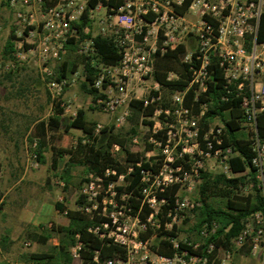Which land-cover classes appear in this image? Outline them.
<instances>
[{
  "label": "built area",
  "instance_id": "2783aa9c",
  "mask_svg": "<svg viewBox=\"0 0 264 264\" xmlns=\"http://www.w3.org/2000/svg\"><path fill=\"white\" fill-rule=\"evenodd\" d=\"M6 3L13 18L14 53L12 58L0 57V75L20 66L17 51L30 55L50 100L59 102L62 114L71 120L75 114L60 98L71 84L66 79L53 80V66L68 54L70 42L75 45L74 54L94 56L93 40L99 38L111 44L119 59L111 66L92 63L97 70L90 85L95 91L93 106L111 116L115 128L126 123L130 101L152 109L141 137L129 142L137 148L128 149L140 154L138 160L125 163L121 171L106 167L88 173L78 190L80 203L73 210L91 223L86 233L120 251L102 260L94 251L91 264H232L233 254L242 248L264 264V125L257 127V119L264 117V41L256 40L264 0ZM169 52H177L186 80L165 101L163 87L151 76L156 59ZM213 71L218 73V102L230 103L226 111H232L236 103L242 119L240 126L250 152L244 173L231 171L233 146L224 140L223 123L217 118L203 123ZM175 79L177 75L166 73L165 81ZM102 128L95 124L93 134ZM35 147L36 139L25 147L27 166L32 169L38 167ZM118 150L117 145L112 146L114 153ZM203 173L225 179L244 176L238 190L246 193L252 183L262 200V209L243 221L228 249L204 243L220 228L215 222L202 225L200 242L178 238L184 221L200 207L192 195ZM58 185L63 188V182ZM66 213L64 209L60 215ZM82 247L75 234L68 250L71 264H82ZM161 247L169 255L159 254Z\"/></svg>",
  "mask_w": 264,
  "mask_h": 264
},
{
  "label": "trees",
  "instance_id": "16d2710c",
  "mask_svg": "<svg viewBox=\"0 0 264 264\" xmlns=\"http://www.w3.org/2000/svg\"><path fill=\"white\" fill-rule=\"evenodd\" d=\"M7 1V0H6ZM12 29L1 48V54L4 58H12L13 43H12ZM256 40L258 42L264 41V15L259 18L258 29L256 33ZM93 47L95 50L94 56L76 57V62L81 65L83 79L79 84L80 90L90 96L91 104L95 96V91L90 87L92 79L96 76L97 70L92 63L101 65H114L119 57L116 50L111 44L103 39L95 38L93 40ZM67 52H74L75 45L70 42L66 46ZM74 61V62H75ZM69 56L62 59L60 63L55 64L52 71V79L59 81L66 79L71 74L76 65ZM154 72L152 80L157 82L163 88V98L165 101L173 91L181 90L185 85L186 74L183 65L179 62L177 52H169L162 57L157 58L154 63ZM214 69V67H212ZM167 72H172L177 75V79L172 81H165ZM12 75L10 72L3 74L2 79L11 81ZM218 73L213 71L210 78V91L207 99V113L205 121L208 119L217 118L224 125V140L233 146V156L229 161L232 173L240 174L248 171V162L250 159V152L247 148L242 131L241 116L232 105L234 109L226 111L230 103H219L217 98L218 91ZM42 82V81H41ZM39 85H42V83ZM33 91L36 89L32 84ZM29 92L27 86L19 87L16 90L17 97H21L23 93ZM30 93V92H29ZM46 94V103L50 104L51 114L46 119H39L32 112L29 114H16L10 113L9 115H2L3 120L0 121V130L5 135H9L10 140L15 139L14 150L18 149V143L21 139L25 143H30L32 139H36V147L34 153L38 164H44L42 156L45 150L46 137L48 133H54L59 128L65 131L69 129L77 130L81 133L80 139H77L73 146L56 151L51 158V166L55 169L59 165V160L63 157L66 158L61 173L60 180L63 182V190H66L70 184V173L76 167L82 168L83 176L88 173H99L106 167L116 168L118 171L127 162L138 160L139 153H133L128 149L130 139L138 136L137 127L139 124L147 125L148 121L145 119L151 115V107L142 108L139 101H130L128 104L129 116L126 119L128 129L124 134L114 132L113 124L108 127H103L97 135L93 134L94 125L84 120L82 111H77L73 119L61 117L62 110L58 107L59 102L51 101L49 94ZM167 105V102H165ZM91 108V107H90ZM96 109V108H95ZM19 122H21L19 124ZM32 125L30 131L28 126ZM264 125V117L260 116L257 119V127L261 129ZM22 129V131L20 130ZM241 130V131H240ZM238 131V132H237ZM239 139L241 141H239ZM117 145L119 150L117 153L112 151V146ZM134 177V176H133ZM244 176L236 178L225 179L222 175L203 173L200 177V183L196 187L192 198L200 202V207L195 209L192 213L195 217V224L190 232L195 233V239L192 242H200L199 231L203 224L209 225L211 222L220 224V228L214 234L208 236L204 243H213L215 248L228 249L229 241L235 237L242 228L243 221L254 212L262 209V200L255 192L250 183L249 192L246 195H239L237 192V185L243 184ZM84 179L76 185L80 188ZM252 182V179L251 181ZM132 185L135 181L131 182ZM219 199V203H212V199ZM80 199L76 197L74 204H79ZM222 204V206H221ZM54 210L61 214L65 209L60 202L53 204ZM67 224L65 226H51L49 231L42 230L36 236V242L40 245H45L50 239L51 234H56L58 237V244L55 247L48 248L45 252L29 253L22 257L23 264H71V259L68 253L69 248L73 244V236L77 234L79 241L82 243V264H91L90 257L92 252L98 251L99 258H111L115 254H120V251L112 246H105L101 242L94 239L91 235L86 233V229L91 224L86 217L74 210L66 213ZM187 221L185 220L183 225ZM42 229L41 227H39ZM11 241L7 237L0 241V249L7 251L10 247ZM158 253L162 255H169L168 249L161 247ZM243 256H248L249 252L246 248L238 251ZM0 264H10L6 261Z\"/></svg>",
  "mask_w": 264,
  "mask_h": 264
},
{
  "label": "rangeland",
  "instance_id": "374dc122",
  "mask_svg": "<svg viewBox=\"0 0 264 264\" xmlns=\"http://www.w3.org/2000/svg\"><path fill=\"white\" fill-rule=\"evenodd\" d=\"M3 11L0 22H3L7 15L12 17L8 11V13ZM3 40L2 36L0 38V57H2ZM17 54L20 66L15 71L10 72L13 74L11 81L3 80V74L0 75V115H9L11 112L16 114L32 112L40 120L46 119L51 114V107L50 104L46 103L45 92L47 90L37 72L35 59L30 55L27 56L23 51H17ZM66 56H69V60L73 62L76 57H81L73 52H68ZM76 65L74 71L66 78L71 85L62 90L61 100L68 103L70 111L75 115L77 111H82L86 122L108 127L112 124V117L95 109L91 104L90 96L80 90L79 84L82 82L83 73L81 65L77 62ZM38 82H41L43 87ZM32 84L36 89L35 91L31 90ZM24 86H27L30 93L25 92L21 97H17L16 90ZM61 117L68 118L67 114H61ZM128 127V123H125L120 127H114V132L118 131L124 134ZM31 128L32 125H29L28 131ZM20 130L22 131V129ZM143 131L142 125L139 124L137 127L139 137ZM80 137L79 131L74 129L65 131L62 127L54 133H48L45 150L42 153L44 164H38L36 169L27 166L26 143L23 139L19 141L17 150L11 153L5 151L0 153V234L4 233L5 237L12 239L7 251L0 249V262L23 264L21 259L24 255L45 252L48 248L58 244L56 234H51L44 246L36 242V236L43 229L49 231L48 225L62 226L61 223H67L65 216L55 212L53 204L61 199L65 209L73 210L79 190L76 185L86 175L83 176L81 167L72 169L70 184L66 190H63L58 183L62 182L59 175L66 158H61L55 169L51 166V158L56 151L73 146ZM241 140L247 142L245 137ZM241 140L239 139V141ZM139 146H141L140 140ZM128 148L132 151L137 150L130 145ZM237 192L239 195H246L249 190L245 193L237 188ZM211 202L219 203V199L214 198ZM186 221L179 230L178 238L182 240L186 237L187 240H194L195 233L190 232L195 224L194 214L192 213ZM24 243L29 245L25 246ZM219 250H223V248L219 247ZM231 261L232 264H258L257 259L249 255L243 256L238 252L233 254Z\"/></svg>",
  "mask_w": 264,
  "mask_h": 264
},
{
  "label": "crops",
  "instance_id": "0c3cea01",
  "mask_svg": "<svg viewBox=\"0 0 264 264\" xmlns=\"http://www.w3.org/2000/svg\"><path fill=\"white\" fill-rule=\"evenodd\" d=\"M3 10H5L6 12L8 11L11 14V11L7 6L6 0H0V16L2 15L1 13L4 12ZM11 16H12V14H11ZM11 29H13V18L9 17L7 15V18L3 22H0V38H2V36H3V38H4L3 44L6 41ZM3 119H4V117L2 115H0V121ZM8 136H9L8 134L5 135L0 130V153H3V151H5L7 153H11L12 151H14V147L16 145L15 139L10 140V138ZM61 224H62V226H65L67 223H61ZM4 238H5L4 233L0 234V241ZM11 240L12 239L9 238V241H11Z\"/></svg>",
  "mask_w": 264,
  "mask_h": 264
}]
</instances>
